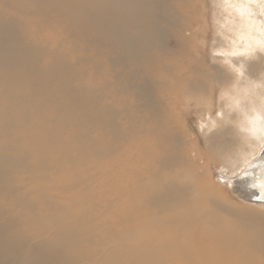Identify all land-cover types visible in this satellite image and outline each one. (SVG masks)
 <instances>
[{
  "label": "bare ground",
  "instance_id": "obj_1",
  "mask_svg": "<svg viewBox=\"0 0 264 264\" xmlns=\"http://www.w3.org/2000/svg\"><path fill=\"white\" fill-rule=\"evenodd\" d=\"M156 1L0 0V234L17 238L0 264H264V225H236L222 198L256 158L240 197L264 210V151L241 159L231 128L188 133L230 79L194 46L173 74L138 65ZM92 31L132 64L97 76Z\"/></svg>",
  "mask_w": 264,
  "mask_h": 264
},
{
  "label": "clouds",
  "instance_id": "obj_2",
  "mask_svg": "<svg viewBox=\"0 0 264 264\" xmlns=\"http://www.w3.org/2000/svg\"><path fill=\"white\" fill-rule=\"evenodd\" d=\"M210 8L209 60L230 79L219 85L214 104L201 98L197 127L204 136L231 128L237 154L247 160L264 151V71L249 70L264 61V0H210Z\"/></svg>",
  "mask_w": 264,
  "mask_h": 264
},
{
  "label": "rangeland",
  "instance_id": "obj_3",
  "mask_svg": "<svg viewBox=\"0 0 264 264\" xmlns=\"http://www.w3.org/2000/svg\"><path fill=\"white\" fill-rule=\"evenodd\" d=\"M156 2H158V6H154L153 8H151V16L150 19L148 18L149 21L147 22V24L143 25L141 27L142 29L139 28L141 30L140 32L134 34L136 35L135 44L138 48L137 51H139V56H137V59L139 58L138 65L144 64L142 66L151 70L158 68V73L161 69V72L173 74L174 72H176L174 62L178 60V57L181 54L185 55L186 53H190L189 48H192L193 46L198 50L197 53H192L191 51L190 59L193 62L197 61L198 59L201 60L203 58L204 61H207V63L210 62L207 47L212 39V31L210 25V0H157ZM60 21H62L61 18ZM48 22L52 23L51 20H49ZM70 27H77V25L74 22L70 25ZM187 29H191L193 32H195V38H192V45L187 39ZM64 30L66 29H63L61 31L62 34H58L59 39L62 36L66 37L68 35L67 31L64 32ZM92 32L87 33V36H89V34H93V36L88 37L91 42L87 39L82 38L85 41H88L87 44L84 43L83 45H86V49L84 50L83 54H85L86 56H90L92 54L96 55V57L94 58V62L96 65H100V67L98 68L100 70L96 72L97 76H103L105 75V72L107 73V76H115L117 71L121 72L122 70H124L125 67L129 65V62L130 64H132L133 58L129 57L126 53L124 54V52H122L123 49L121 50L120 47H118V49H115V44L110 41V39L108 41V39H103V36L100 33L96 32V34L95 31L93 33ZM68 38L69 41H76L78 36L75 37L74 35L73 38L72 36ZM102 39L105 42L102 43ZM68 40H64V45H68ZM78 41L81 42L82 40ZM123 47L126 48L125 45H123ZM114 51H119L120 53L118 52V54L123 53L124 56L122 55V57L125 58L126 56L125 62H121L118 65H114L113 63L108 64L107 60H109L110 58H116V56L114 55L116 54V52ZM140 57L142 58L141 61ZM136 60L134 61V64H137ZM158 60H160L161 62ZM101 65L102 67L104 66V68L108 69H102ZM147 65L149 66V68ZM169 65H171V68ZM200 118L201 117L199 116V114H192L190 116L188 122V133L199 136L203 141V137L201 136L202 134L197 127V123ZM255 159L256 158H254L255 162L251 161V164L249 166L247 165L244 168V174L241 175V177L246 180V182L242 183V185H236L234 182H232L228 188L224 187L223 191L225 193V196H223L222 198L225 200V203L232 211V216L230 217V219H232L236 225H249L254 228H262L264 225V210L253 207V205L256 204V198L251 197L250 203L249 201L240 197V195L244 193L243 189H247L248 184H250L248 180L250 174L249 171H251L256 164ZM225 174L226 173L225 171H223L222 167H219L218 169L216 166H214L212 170V182L215 183V180H218L221 175ZM254 183L260 184L262 187H264V178H259L258 180L254 181ZM241 186L245 187H243L242 189ZM11 237L5 235V233L0 234V253L2 255H5L6 257L9 256V253H6V251L12 250V247H14L16 244L17 238H15L14 236L12 238Z\"/></svg>",
  "mask_w": 264,
  "mask_h": 264
}]
</instances>
